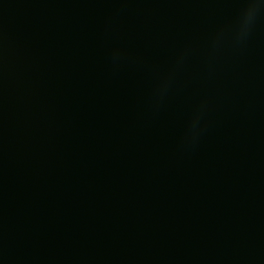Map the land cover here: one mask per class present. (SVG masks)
<instances>
[{"label":"water","instance_id":"water-1","mask_svg":"<svg viewBox=\"0 0 264 264\" xmlns=\"http://www.w3.org/2000/svg\"><path fill=\"white\" fill-rule=\"evenodd\" d=\"M0 264H264V0H0Z\"/></svg>","mask_w":264,"mask_h":264}]
</instances>
